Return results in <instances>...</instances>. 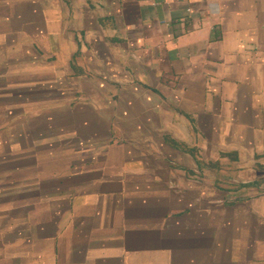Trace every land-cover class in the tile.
<instances>
[{"label":"crops","instance_id":"1","mask_svg":"<svg viewBox=\"0 0 264 264\" xmlns=\"http://www.w3.org/2000/svg\"><path fill=\"white\" fill-rule=\"evenodd\" d=\"M1 82L0 264H264V0H0Z\"/></svg>","mask_w":264,"mask_h":264},{"label":"rangeland","instance_id":"2","mask_svg":"<svg viewBox=\"0 0 264 264\" xmlns=\"http://www.w3.org/2000/svg\"><path fill=\"white\" fill-rule=\"evenodd\" d=\"M3 86H4V84H3V82H1L0 83V111L2 109H4L5 106L9 107L10 103L12 104V108L15 109V110H20L21 106H25L26 103L25 102L20 103L19 100H12V102H9L7 100V97L3 100V98H4L3 97V92H4V87ZM2 121H3L2 118H0V122H2ZM173 186H176L174 188H177V185H173Z\"/></svg>","mask_w":264,"mask_h":264}]
</instances>
